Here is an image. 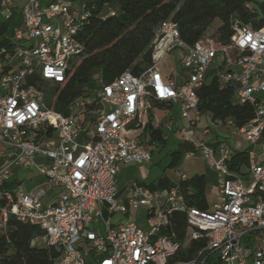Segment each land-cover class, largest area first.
Instances as JSON below:
<instances>
[{"label": "built area", "instance_id": "1", "mask_svg": "<svg viewBox=\"0 0 264 264\" xmlns=\"http://www.w3.org/2000/svg\"><path fill=\"white\" fill-rule=\"evenodd\" d=\"M67 2L0 0V24L13 9L20 18L0 48V143L10 151L0 185L11 168L32 166L49 188L62 190L49 206L42 203L44 190L4 192L11 208L3 211V222L12 216L40 226L38 240L51 251V264H264V161L257 155V148L264 150V19L259 28L232 19L233 38L224 45L210 37L187 45L176 24L164 21L151 43L150 66L137 76L125 71L109 84L97 78L90 95L70 102L63 114L47 106L34 79L62 85L70 61L83 51L77 35L93 6L84 1L73 9ZM246 8L254 11L251 2ZM173 52L179 53L177 74L161 65ZM209 79L232 88L234 102L250 106L253 116L242 126L210 118L198 137V90ZM152 101L175 107L177 119L169 109L152 114ZM149 121L192 147L183 160L198 156L217 173L219 197L209 208L188 206L177 187L131 184L119 193L122 166L151 162L156 144L143 134ZM232 135L239 142L230 148L225 136ZM245 150V173L231 172L230 156ZM36 157L45 163L35 164ZM175 213L189 226L183 242L169 231ZM198 242L204 246L192 251Z\"/></svg>", "mask_w": 264, "mask_h": 264}, {"label": "trees", "instance_id": "2", "mask_svg": "<svg viewBox=\"0 0 264 264\" xmlns=\"http://www.w3.org/2000/svg\"><path fill=\"white\" fill-rule=\"evenodd\" d=\"M252 0H95L91 17L79 31L77 38L83 51L74 57L66 72L65 82L47 84L39 77L34 80L44 89L48 107L66 114V107L80 96L87 97L94 90L97 78L104 84L111 83L125 71L137 76L152 63L151 43L160 23L170 20L176 24L180 39L192 45L201 37H210L216 44L224 45L233 38L232 19L242 24L259 28L263 22L258 14L246 8ZM113 13V14H112ZM220 25L214 27V22ZM214 27V28H213ZM200 114H211L215 119H232L237 126L248 122L253 112L248 105H239L233 100L230 87H219L214 79L207 81L199 90ZM158 110L169 109L177 119V110L165 102L152 101ZM156 145L165 140L160 130H154L151 122L144 129ZM178 150L172 152L169 166L179 165L183 153L192 147L179 143ZM228 169L243 175L247 166V151L234 152L228 160ZM153 190H169L177 187L186 204L200 210L207 208L206 182L203 175H194L179 180L176 184L162 178L147 186ZM11 208V203L0 197V221L3 211ZM175 240L183 242L189 234V226L183 214L175 213L170 219V230ZM164 234V233H162ZM40 226L19 221L8 216L0 230V264H51V251L33 245L42 238ZM204 246L203 242L193 243L192 251Z\"/></svg>", "mask_w": 264, "mask_h": 264}, {"label": "rangeland", "instance_id": "3", "mask_svg": "<svg viewBox=\"0 0 264 264\" xmlns=\"http://www.w3.org/2000/svg\"><path fill=\"white\" fill-rule=\"evenodd\" d=\"M84 1L88 2H94L95 0H69L67 2V5L73 9H80L84 3ZM251 6L254 9V11L258 14V18L260 20L264 19V2L262 4L258 3V0H252L251 1ZM214 27H217L220 25L219 21L214 22ZM213 27V28H214ZM179 56L178 52H173L170 55H167L163 62H162V67L165 69H169L170 71H173L174 74H177V58ZM179 69V68H178ZM210 80V79H209ZM208 80V81H209ZM158 116L162 115V111H156ZM200 114V113H199ZM202 116L200 117V126L199 129L195 130V133L197 136H200L201 132V127H205L208 124H211L210 118L211 114L206 113V114H201ZM174 136H171L172 138L169 139L168 133L166 134V143L164 145H156V151H154L151 162L147 164L142 165L143 173L147 174L149 176V181H155V183L162 178L168 179L172 182H177L180 180L181 176L184 175L186 177H191L195 174H200L202 173V161L199 159H190V160H182V162L174 167L169 166L171 163V153L178 150V144L179 143H184L185 139L178 133L173 132ZM172 134V133H171ZM227 143L229 146L233 145L234 140H237V137L235 136H225ZM247 144H243V147L245 148ZM242 147V148H243ZM257 155L261 160L264 161V150L261 148H257ZM214 172V171H213ZM245 169L241 170V173H244ZM216 173V172H215ZM217 175V173H216ZM217 182H218V177H216L213 182L206 183V188H205V196H206V201H207V208L210 207L212 202H215L219 195H218V187H217ZM61 188L51 184V191L50 194L43 199V203L48 202V200L51 197L56 196L61 192ZM143 218L144 216H140V219L138 220L139 226L143 223ZM3 222L0 221V230L2 229ZM35 246H42V243L40 240L35 241L33 243Z\"/></svg>", "mask_w": 264, "mask_h": 264}, {"label": "crops", "instance_id": "4", "mask_svg": "<svg viewBox=\"0 0 264 264\" xmlns=\"http://www.w3.org/2000/svg\"><path fill=\"white\" fill-rule=\"evenodd\" d=\"M67 1H69V0H67ZM86 2H88V1H86ZM88 3H92V2H88ZM19 22H20L19 10L13 9L11 11V16H10L9 20L4 21L0 24V48L7 46L9 44V42L11 40V36H12L13 27L16 26L17 24H19ZM156 111H161V110L153 109L152 114L157 115ZM148 123L149 122H147V124ZM147 124L145 125L144 129L146 128ZM143 134H144V132H143ZM200 134H201V132H200ZM165 135L166 134H163V138H164L165 143H166L167 138ZM168 135H169V139H171L172 138L171 136H174V133H172V134L168 133ZM198 137H200V136H198ZM235 142H239V140H234L232 146H234ZM215 143H216V138H215V140H210L211 145H215ZM240 144L243 147V143L240 142ZM232 146H229V147L231 148ZM154 151H156V150H154ZM154 151H153V153H154ZM9 153H10L9 148H7V146H5L4 144L0 143V154H1L0 167L5 165L7 163V161L9 160ZM153 153H152V156H153ZM192 159H199L200 161H202L203 171H202V173L195 174V175H203L206 183H208V181L213 182V180L216 179L217 175H216L215 171L212 169H209L207 167V165L205 164V162L201 158L196 156L195 158H192ZM33 161L35 164L45 163V159L42 157H36ZM141 169H142V165H135V164L125 165V166H122L120 168L119 173L116 177V182H115L116 188L119 191V193H122V191H124L126 189V187L131 185V184H139V185H143V186H148L151 183L155 184V181H151V180L149 181V176L147 174L143 173V170H141ZM186 178H190V177H186V176L182 175L180 180H183ZM177 182H172V183L176 184ZM40 190L45 191V196L43 197V199H45L50 194L51 187L49 188L46 180L43 177H41L32 166L20 167V168H11L8 177L0 185V197L2 196V194L4 192L13 193L15 191H23L25 193L35 194ZM61 193H62V191L59 194H57L56 196L51 197L48 200V202H46V203H43V199H42L43 205L49 206V205L55 204ZM122 202L125 203L124 200H122ZM36 241H38V240H36ZM38 247H42V246H38Z\"/></svg>", "mask_w": 264, "mask_h": 264}]
</instances>
